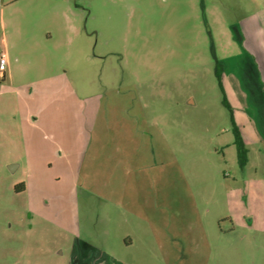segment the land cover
<instances>
[{"label": "rangeland", "instance_id": "obj_1", "mask_svg": "<svg viewBox=\"0 0 264 264\" xmlns=\"http://www.w3.org/2000/svg\"><path fill=\"white\" fill-rule=\"evenodd\" d=\"M255 1L0 0L23 60L0 79V264H71L77 222L125 264H264V140L228 71Z\"/></svg>", "mask_w": 264, "mask_h": 264}, {"label": "crops", "instance_id": "obj_2", "mask_svg": "<svg viewBox=\"0 0 264 264\" xmlns=\"http://www.w3.org/2000/svg\"><path fill=\"white\" fill-rule=\"evenodd\" d=\"M249 2L253 5L256 3L255 0H249ZM0 26H5V19L3 11L0 12ZM14 23V22H13ZM238 28V32L240 34V41L245 42V49L243 53L239 54V58H231V66L228 71L230 77L236 78L235 75L240 76L239 78H245L246 83L243 84L239 82V86L243 87V91H247L248 97L247 101L253 102V97L255 100V105L252 103H244L242 102L241 106L248 111V114L251 116L252 113H249L250 109L254 106L257 108V113H255V117L258 118L257 122V132L260 134L261 138L264 140V5L263 9L260 12H254L250 15H247L237 23L234 24ZM19 35V33H18ZM5 42H7V38H5ZM19 52V51H18ZM17 52V53H18ZM7 53V52H6ZM9 61L8 67L4 73L2 80H10L15 77V70L22 64V59L20 55H17L15 60L10 59L9 54L7 53ZM244 58L242 59L241 57ZM241 58V62L245 60V62L238 66L236 63L238 59ZM15 64V65H14ZM235 64V65H234ZM16 65H18L16 67ZM235 74V75H234ZM246 76L250 78V80L246 79ZM252 84V85H251ZM246 85L252 86L253 89L246 88ZM254 92V94H253ZM236 118V117H235ZM241 130V129H240ZM243 135V133H242ZM244 136V135H243ZM92 144L91 141L87 142L85 146V152L82 157L81 165L85 160L86 154H88L90 147ZM79 176V175H78ZM79 181V180H78ZM28 187L23 184L19 190L14 189L16 193L23 192ZM80 188H78V193L75 190L74 195L71 196V200L76 203H84V200L80 196ZM87 201V199H85ZM87 204L89 202H86ZM76 227V236L74 237V242L72 245V263L71 264H113L114 260L116 264H125L123 261L115 258L113 253H108L105 248H101L97 245L96 241L93 239V235H87L86 237L81 235L80 231V223H75ZM95 241V242H94ZM133 245V240L130 237L125 238V248ZM127 264V262H126Z\"/></svg>", "mask_w": 264, "mask_h": 264}, {"label": "trees", "instance_id": "obj_3", "mask_svg": "<svg viewBox=\"0 0 264 264\" xmlns=\"http://www.w3.org/2000/svg\"><path fill=\"white\" fill-rule=\"evenodd\" d=\"M222 66L223 64H221L220 62L217 63V75L218 77H220L222 70ZM224 104L228 107V109L231 110V106L229 104V101L225 98L224 99ZM234 134H235V140L234 143L236 145V148L238 150V155H239V162L242 166L246 165L247 163V158H248V152L249 150L247 149V147L245 146L244 143V137L242 135V132L240 131L239 127L237 126L236 123H234ZM23 186V184L21 185ZM20 185L16 186V190H19L21 188Z\"/></svg>", "mask_w": 264, "mask_h": 264}, {"label": "built area", "instance_id": "obj_4", "mask_svg": "<svg viewBox=\"0 0 264 264\" xmlns=\"http://www.w3.org/2000/svg\"><path fill=\"white\" fill-rule=\"evenodd\" d=\"M8 55L6 51H0V79L3 78L4 73L8 67Z\"/></svg>", "mask_w": 264, "mask_h": 264}]
</instances>
